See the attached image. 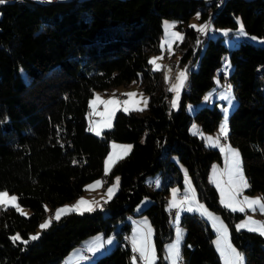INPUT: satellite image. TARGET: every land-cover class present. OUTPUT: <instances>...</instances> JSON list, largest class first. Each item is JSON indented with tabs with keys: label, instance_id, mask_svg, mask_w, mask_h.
Instances as JSON below:
<instances>
[{
	"label": "trees",
	"instance_id": "16d2710c",
	"mask_svg": "<svg viewBox=\"0 0 264 264\" xmlns=\"http://www.w3.org/2000/svg\"><path fill=\"white\" fill-rule=\"evenodd\" d=\"M215 26L237 29L264 39V0H7L0 4V190L16 193L31 208L29 215L15 206L0 207V264H61L75 247L102 231L114 234L115 245L92 264H134L129 235L141 200L152 202L147 214L154 228L158 260L174 236L175 216L166 208L172 186H184V164L199 200L219 213L228 225L232 243L245 253L246 264H264V236L237 230L244 216L224 206L209 178L220 149L190 130L195 120L214 132L223 112L214 105L199 106L193 114L188 102L199 103L216 85V76L232 85L237 104L229 117L228 140L242 156L250 193L264 200V43L242 40L229 47L223 36L202 35L188 25L193 14ZM175 18L185 32L176 44L180 63L196 60L189 71L180 107L171 106L172 92L163 70L153 69L150 54L160 51L163 20ZM229 54L230 72L223 71ZM227 73V76H226ZM225 78H228L227 84ZM138 82L149 97L142 110H119L113 127L97 135L87 114L96 91ZM113 140L131 142L107 181L120 175L118 191L92 211L69 212L54 219L32 240L30 234L48 213L47 207L75 199L85 186L105 176L104 158ZM160 173L161 183L148 181ZM119 222L122 224L119 226ZM180 264H223L215 246L216 231L197 212H184ZM18 234L19 238H12ZM24 241H27L25 243Z\"/></svg>",
	"mask_w": 264,
	"mask_h": 264
},
{
	"label": "rangeland",
	"instance_id": "374dc122",
	"mask_svg": "<svg viewBox=\"0 0 264 264\" xmlns=\"http://www.w3.org/2000/svg\"><path fill=\"white\" fill-rule=\"evenodd\" d=\"M7 1V0H6ZM44 2H53L57 0H43ZM199 14V16L197 15ZM207 24L208 28L206 31H200L202 35V49L204 48L205 41L209 37H217L219 35L223 36L224 42L229 46H234L242 40H248L257 44L264 43L262 37L248 34L245 32L243 27V32L240 31V25L242 22L239 20V26L237 29H231L230 27L215 26L208 19L201 18V11H197L193 14L188 22L189 26L195 25V29H199L201 25ZM243 25V24H242ZM179 33L180 36L175 34ZM185 32L183 29L178 27V20L175 18H165L163 20V33L160 38V51L153 52L150 54V61H154L152 64L153 69H162L166 84L172 92L171 96V106L178 109L180 107L181 96L183 90L188 86L189 71L194 70L198 67L200 55L196 57L195 61L188 63H180L181 54L176 51V44L180 43L184 39ZM232 69V64L229 58V54L224 57L223 67L221 70L228 71ZM187 70L186 78L184 79L183 85H180L179 74ZM227 84H229L228 78H225ZM174 86L176 87L175 90ZM129 93H135L136 95L129 97ZM96 100L95 104L92 101ZM226 97V98H225ZM116 100L119 103L115 104H105L103 101ZM127 100L128 104H123V101ZM144 101H147V106L149 102V97L145 91L141 88L138 82H132L129 85H117L113 86L111 89L106 91H96L94 96L90 100V108L87 114V119L91 131L97 135L103 133L105 129H110L113 127L114 118L119 110L127 109L130 110H142L146 107L144 106ZM174 103L176 106H174ZM217 103L218 107L221 108L223 112V118L214 132L205 131L201 128L197 121H193L190 125V130L192 133L199 135L204 141L215 148L220 149L223 155V161H214L211 165L209 178L215 184L219 191V198L221 203L232 210L233 207L239 209L244 208V211H239L244 214L243 217L237 220L236 225H241L242 223H247V227L240 229L248 230V227H255L252 222H259V224H264V212L259 208V205L255 206V210L244 202V198L247 197L249 200H259L264 203V200L259 192L250 193L247 191L248 187H243L236 183V177L232 173V152H238V159L241 162L242 175L243 178L247 180V177L243 170L242 156L239 149L234 146L227 137L221 134V126L227 124V129L229 132V117L237 104V98L234 95L232 85L226 86L223 80L220 78L219 73L216 76V85L208 91L199 103L188 102L186 104V109L189 113L193 114L195 110L202 105H214ZM130 146V147H129ZM133 144L131 142H120L113 140L110 144V149L104 158L103 170L105 176H101L93 181H90L85 186V192L73 200L67 201L54 210H50L47 207L48 213L43 220L39 223L35 230L30 234V237L38 236L44 228L41 225L46 224L48 221L56 219V213L61 209L66 211L60 212V218L72 211H67L79 204L81 200L88 203L79 204V212H84L86 208L91 207L92 209L101 207L103 202L111 198L119 189L120 186V175H115L111 180L107 181V175L110 173L113 165L120 159L126 156L132 149ZM183 171L184 186L180 188L178 185L172 186L170 192L167 194V209H175L172 211V216L174 217L176 212L175 230L174 236L171 240L166 243L165 259L170 264H180V253L181 246L184 236V229L180 225V219L184 212H197L200 215L207 218L213 229L216 231V236L214 238L215 246L221 256L223 264H246L245 263V253L237 248L231 241L230 231L227 223L222 218V216L211 210L206 206V204L199 200L196 188L192 179L188 173V170L184 164L177 160ZM119 178L117 182L116 178ZM148 181L154 182L157 186L161 183V174L155 173L148 176ZM109 188L113 191L111 195L109 194ZM0 192H6L8 195L4 197V202L0 203L1 206H15L19 212L25 215H29L32 210L28 206H24L19 202L16 193H12L8 190H0ZM16 197L15 201L11 200V197ZM152 202V198L149 196L144 197L135 208V213L128 216V220L131 222V233L129 235V240L134 247L135 254L133 256L134 264H156L158 260L157 250L154 241V228L151 223L150 218L147 214L141 213L144 208ZM191 209V210H189ZM233 211V210H232ZM236 211V212H237ZM122 222H119V226ZM258 232V231H256ZM259 233V232H258ZM15 236H18L16 234ZM264 236V235H263ZM116 236L114 234L105 236L102 231L94 233L87 237L83 245L73 248L65 257L61 264H92L94 260L106 252H108L116 243ZM230 244L239 254L242 255V262L238 261L234 256L228 254L227 245ZM143 248L148 256L145 260L144 256L141 255L139 249ZM223 249V250H222ZM88 250L89 255H85L84 251ZM99 252V253H97ZM96 254V257H95ZM139 258L141 260H139ZM76 260V261H75ZM79 260V261H78ZM75 261V262H74ZM74 262V263H71Z\"/></svg>",
	"mask_w": 264,
	"mask_h": 264
},
{
	"label": "snow or ice",
	"instance_id": "6c2138e0",
	"mask_svg": "<svg viewBox=\"0 0 264 264\" xmlns=\"http://www.w3.org/2000/svg\"><path fill=\"white\" fill-rule=\"evenodd\" d=\"M5 3H6V0H0V4H5ZM197 15L199 16V14H197ZM192 27H196V26L193 25ZM207 28H208V25L207 24H204V25H201L198 30L199 31H206ZM240 31L243 32V25L242 24L240 25ZM175 35L178 36V37L180 36L179 33H176ZM150 63H154V61H150ZM157 70H159V69H157ZM186 73H187V70H185V71H183V72H181L179 74L180 85H178V86H182L183 85L184 79L186 78ZM178 86H174V89L173 90H175L176 87H178ZM125 95H128L129 97H131V96H134L136 94L135 93H129V94H125ZM98 99H99V97L97 96L96 99H94L92 101V104H95L96 103V100H98ZM103 103H105V104H115V103H119V102L116 101V100H108V101H103ZM123 104L127 105L128 104V101L127 100L123 101ZM144 106L147 107V101H144ZM174 106H176L175 103H174ZM125 110L127 111V109H125ZM220 131H221V134L223 136L227 137V135H228V129H227V124L226 123L221 126V130ZM231 174L235 175V177H236V183L238 185H242L243 187H248L249 186L247 184V181L243 178L242 168H241V162L238 159V152H236V151H233L232 152V173ZM116 179H117V182H118L119 181V178L117 177ZM108 191H109V194L111 195L113 189L112 188H109ZM7 195L8 194L6 192H0V203H3L4 202V197H7ZM11 200L12 201H15L16 200V197H14V196L11 197ZM244 202L247 203L250 207H252L253 210H255V206L256 205H259L260 210L262 212H264V203H261L258 199L257 200H249L247 197H245L244 198ZM85 203H88V202H86L84 200H81L79 202V204H85ZM79 204L76 205V206H73V208L68 209L67 211H79L80 210L79 209ZM84 210L85 211H92L93 209L91 207H89V208H86ZM189 210H191V209H189ZM232 210L233 211H237V210L244 211L245 209L242 208V207L239 208V209L233 207ZM64 211H66V210L65 209H61L60 211H58L56 213V219L57 220L60 219V212H64ZM252 223L254 225H257V226H255V227H248V230L249 231H254V232L258 231L261 235H264V224H259V222H255V221H253ZM50 224H51V220L48 221L46 224L41 225V228H46ZM243 227H247V223H242L241 225H238L237 226V230H239L240 228H243ZM18 238H19L18 236H15L12 239L13 240H16ZM38 238H39L38 236L31 237L32 240H35V239H38ZM24 242L27 243V241H24ZM226 247L228 249V254L230 256H234L238 261L242 262L243 257H242L241 254H239L234 248H232L230 244H228ZM139 250L141 251V255L144 256V259L147 260L148 259V256H147L145 250L143 248H141Z\"/></svg>",
	"mask_w": 264,
	"mask_h": 264
},
{
	"label": "built area",
	"instance_id": "2783aa9c",
	"mask_svg": "<svg viewBox=\"0 0 264 264\" xmlns=\"http://www.w3.org/2000/svg\"><path fill=\"white\" fill-rule=\"evenodd\" d=\"M216 1H217L218 5L222 4V0H216ZM226 76H227V73H226ZM173 210H175V209L171 210V214H172ZM84 253H85V255H89L90 254L88 250H85ZM139 260H141V259L139 258Z\"/></svg>",
	"mask_w": 264,
	"mask_h": 264
},
{
	"label": "crops",
	"instance_id": "0c3cea01",
	"mask_svg": "<svg viewBox=\"0 0 264 264\" xmlns=\"http://www.w3.org/2000/svg\"><path fill=\"white\" fill-rule=\"evenodd\" d=\"M90 129H91V128H90ZM91 130H92V129H91ZM97 207H98V206H97ZM54 211H55V210H54ZM97 253H99V252H97ZM68 255H69V254H68ZM68 255H67V256H68ZM67 256H66V257H67ZM95 257H96V254H95ZM75 261H76V260H75ZM75 261H74V262H75ZM78 261H79V260H78ZM74 262H71V263H74Z\"/></svg>",
	"mask_w": 264,
	"mask_h": 264
},
{
	"label": "bare ground",
	"instance_id": "6f19581e",
	"mask_svg": "<svg viewBox=\"0 0 264 264\" xmlns=\"http://www.w3.org/2000/svg\"><path fill=\"white\" fill-rule=\"evenodd\" d=\"M213 1H215V2L217 3V1H216V0H213ZM224 1H225V0H222V3H224ZM220 5H221V4H220ZM175 211H176V210H175ZM175 211H173V212H175Z\"/></svg>",
	"mask_w": 264,
	"mask_h": 264
}]
</instances>
